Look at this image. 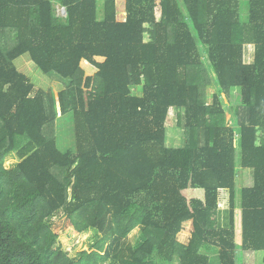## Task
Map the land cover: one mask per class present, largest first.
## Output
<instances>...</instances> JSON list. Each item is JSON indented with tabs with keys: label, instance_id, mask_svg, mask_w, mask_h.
Masks as SVG:
<instances>
[{
	"label": "trees",
	"instance_id": "trees-1",
	"mask_svg": "<svg viewBox=\"0 0 264 264\" xmlns=\"http://www.w3.org/2000/svg\"><path fill=\"white\" fill-rule=\"evenodd\" d=\"M25 54L66 87L37 88L16 65ZM171 108L181 146L167 145ZM65 116L74 150L55 132ZM238 169L253 181L237 195ZM59 214L102 235L93 250L63 249ZM209 247L219 264L264 254V0H0V264H212Z\"/></svg>",
	"mask_w": 264,
	"mask_h": 264
},
{
	"label": "rangeland",
	"instance_id": "rangeland-1",
	"mask_svg": "<svg viewBox=\"0 0 264 264\" xmlns=\"http://www.w3.org/2000/svg\"><path fill=\"white\" fill-rule=\"evenodd\" d=\"M242 19H248V13L246 10L242 11ZM56 14L62 15V6L56 5ZM101 16V13H100ZM255 54V45L252 47ZM249 52L247 54V57ZM254 55L252 60L246 58V46L244 47V62L249 63L253 62ZM203 59L208 63L207 55L203 52ZM16 65L20 71L25 73L31 82L35 84L37 88H43L47 92L54 94V92H59L64 89L67 85L66 80H62L58 75L51 73L45 74L39 69L35 63L31 60L29 54H25L16 60ZM213 78H215V73L211 71ZM61 78V79H60ZM217 91L216 85L213 83L208 87L207 93L209 97V102L211 101L212 95ZM239 89H234L233 96L231 98H226L222 96V103L226 111V120L228 123L234 121V108L237 104L239 94ZM167 126V145L168 146H181L184 141V130L178 126L177 120V111L174 108H171L166 122ZM55 132L60 140V146L62 149H75L76 141L74 136L73 123L68 117L58 118L56 122ZM238 144V139H237ZM19 160L16 155L13 154L7 158L6 166L8 168L14 167ZM240 166V164L238 165ZM239 170V169H238ZM252 170L241 169L237 172V195L241 187L251 185L250 181L252 178ZM230 195L227 189L220 190L219 196V211H218V224L221 227H229L230 225ZM237 217H236V237L235 240L239 243L242 241L241 231L239 227L241 226V209L236 208ZM51 226L55 232L60 235V242L63 249L69 253L71 257H76L81 251L88 250L91 251L94 249L96 242L102 238V235L94 230L89 229L87 231L76 233L72 227V223L69 218L59 214L54 216L51 220ZM191 226L186 225L185 232L182 236V241L186 242L187 236L189 235V230ZM143 240V235L140 228L134 229L129 235V241L133 245H138ZM206 252L211 257L212 264H219L218 260V247H209L206 249ZM264 256V255H263ZM242 264H262V254L261 252H244L242 254ZM173 264H179L178 257L175 258Z\"/></svg>",
	"mask_w": 264,
	"mask_h": 264
},
{
	"label": "crops",
	"instance_id": "crops-1",
	"mask_svg": "<svg viewBox=\"0 0 264 264\" xmlns=\"http://www.w3.org/2000/svg\"><path fill=\"white\" fill-rule=\"evenodd\" d=\"M254 61V60H253ZM249 63H252V62H249ZM251 182L253 181V179L251 178V180H250ZM225 227V226H224ZM239 230L242 232V217H241V226L239 227ZM241 235H242V233H241ZM242 237V236H241ZM242 241V240H241ZM239 243V242H238ZM248 252H256V251H248ZM256 253H258V252H256ZM261 254H262V259H263V253L261 252ZM262 261V260H261Z\"/></svg>",
	"mask_w": 264,
	"mask_h": 264
},
{
	"label": "built area",
	"instance_id": "built-area-1",
	"mask_svg": "<svg viewBox=\"0 0 264 264\" xmlns=\"http://www.w3.org/2000/svg\"><path fill=\"white\" fill-rule=\"evenodd\" d=\"M62 12H63V14L66 13L65 7H62Z\"/></svg>",
	"mask_w": 264,
	"mask_h": 264
}]
</instances>
